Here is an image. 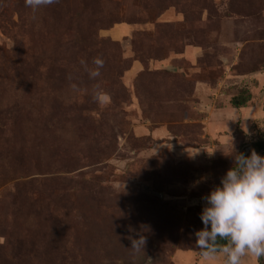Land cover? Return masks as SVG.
<instances>
[{"label":"rangeland","instance_id":"rangeland-1","mask_svg":"<svg viewBox=\"0 0 264 264\" xmlns=\"http://www.w3.org/2000/svg\"><path fill=\"white\" fill-rule=\"evenodd\" d=\"M257 141L264 0H0V264H209L201 197Z\"/></svg>","mask_w":264,"mask_h":264},{"label":"clouds","instance_id":"clouds-1","mask_svg":"<svg viewBox=\"0 0 264 264\" xmlns=\"http://www.w3.org/2000/svg\"><path fill=\"white\" fill-rule=\"evenodd\" d=\"M56 0H25L33 12L55 3ZM101 65L102 61H94ZM93 76L98 72H92ZM230 155L233 165L220 177L207 195L199 213L202 227L193 232L195 247L209 264H241L251 254L264 257V155L254 149L248 155ZM134 252L144 251L146 238H130ZM220 241L224 243L221 244Z\"/></svg>","mask_w":264,"mask_h":264},{"label":"trees","instance_id":"trees-1","mask_svg":"<svg viewBox=\"0 0 264 264\" xmlns=\"http://www.w3.org/2000/svg\"><path fill=\"white\" fill-rule=\"evenodd\" d=\"M247 101V97L243 93H239L238 95H235L231 98L230 103L233 107H241L243 106ZM252 149H254L257 152H263L264 153V141H257L254 144L251 145ZM21 238H19V241ZM22 243V242H21ZM221 244H223V241H220Z\"/></svg>","mask_w":264,"mask_h":264}]
</instances>
